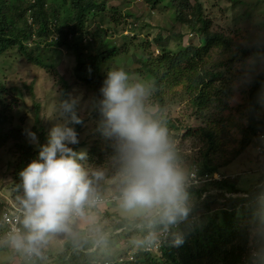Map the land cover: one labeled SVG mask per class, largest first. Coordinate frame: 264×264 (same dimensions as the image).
I'll list each match as a JSON object with an SVG mask.
<instances>
[{
  "label": "trees",
  "instance_id": "16d2710c",
  "mask_svg": "<svg viewBox=\"0 0 264 264\" xmlns=\"http://www.w3.org/2000/svg\"><path fill=\"white\" fill-rule=\"evenodd\" d=\"M140 1L151 11L167 3L175 22L186 26L190 36L195 34L198 45L182 44L184 35L180 33H170L165 39L158 33L152 44L125 41L116 46L111 38H107L106 25L119 23L120 15L116 9L106 10L107 0H0V58L12 51L29 65L54 73L55 66L49 62L46 48L72 51L73 76L79 84L95 91L98 102L107 70L120 68L119 64L125 62L126 72L153 84V103L166 115L176 143L190 142L193 136L202 142L195 157L180 149L183 163L188 166L190 198L195 197L191 200L187 220L178 228L169 229L163 237L161 232H165V227L156 217H137L133 223L116 217L112 231L123 229L120 231L127 232L126 237L138 235L140 242L133 240L125 254L117 258L105 253V261L121 263L119 258L133 252L134 261L123 264H246L248 251L254 246L252 230L258 221L264 222V184L260 181L261 185L252 191H241L235 185L237 174L228 176L219 168L236 160L264 131V67L259 69L264 62V0H226L234 9L235 17L230 25L214 29L212 20L204 18L198 0ZM254 10H260L259 14L253 13ZM130 18H133L132 14L126 13L124 20ZM92 24L93 32L88 29ZM130 29L134 27L130 26ZM122 32L119 35L127 39ZM131 39H134L133 35ZM171 40L180 42L172 48L169 47ZM151 46L158 54L154 59L149 58ZM59 84L60 95L68 98L69 86L62 78ZM9 91L0 83V108L5 115L12 111L14 106L10 105L16 104L8 101ZM170 102H184L192 111L189 118L201 119V125L193 131L180 119L170 118L166 112V104ZM33 107L31 131L36 133L39 143L44 144L47 134L39 119L40 106L34 104ZM95 112L96 140L87 146V159L81 163L86 169H101L104 180L114 176L119 188V164L114 158L111 141L103 134L100 110ZM83 123L82 119L81 124L74 125L78 139ZM17 133L18 130L0 131V140L3 143L8 137L15 140L10 148L15 186L9 192V199L21 207L23 192L19 172L38 156V146L27 145L25 137ZM85 146V142L75 145L76 148ZM214 175H219V179H214ZM110 188L103 185L97 192L101 196ZM110 194L118 196V191ZM118 203V200L107 202L100 205L107 208L101 210L99 206L96 209L106 210L108 216V207ZM6 207L2 202L0 213ZM198 211L201 214L196 217ZM177 231L183 243L174 246L173 233ZM150 233H155V241L160 242L159 248L152 252L145 250V244L155 243L147 239ZM117 235L108 236L105 242H112ZM91 245L87 241L82 247L88 250ZM95 259V253L71 258L72 264L103 262ZM33 260L32 264H40L39 258Z\"/></svg>",
  "mask_w": 264,
  "mask_h": 264
},
{
  "label": "clouds",
  "instance_id": "9594fccd",
  "mask_svg": "<svg viewBox=\"0 0 264 264\" xmlns=\"http://www.w3.org/2000/svg\"><path fill=\"white\" fill-rule=\"evenodd\" d=\"M99 91L103 134L111 141L119 164L120 207L129 213L156 217L165 229L178 228L191 211L189 173L166 115L153 103V84L123 68H112L107 70ZM77 103L71 96L60 98L46 143L40 144L35 132L28 133L38 146V156L19 172L22 230L5 237L13 248L25 252L26 258L30 253L35 259L50 234L70 231L73 219L98 213L97 207H88L100 200L96 185L104 172L86 169L81 161L87 159V153L70 147L79 143L74 127L82 123ZM252 231L254 246L248 251L246 264H264V222L258 221ZM173 237L174 246L183 243L178 231ZM147 239L154 243L155 233ZM103 241L100 236L95 243ZM126 258L122 257L121 263L132 262Z\"/></svg>",
  "mask_w": 264,
  "mask_h": 264
},
{
  "label": "rangeland",
  "instance_id": "374dc122",
  "mask_svg": "<svg viewBox=\"0 0 264 264\" xmlns=\"http://www.w3.org/2000/svg\"><path fill=\"white\" fill-rule=\"evenodd\" d=\"M198 1L201 3L204 18L212 20L213 29L224 28L230 25L235 17L234 9L230 7V3L226 0ZM161 7L160 9L151 11L140 0H107L106 10L116 9L117 14L120 15L119 23L114 24L111 22L106 25L108 40L111 38V42L116 46L122 45L125 41H131L132 44L137 41H148L149 44H152L154 37L158 33L163 36V39L168 37L170 33H180L184 35L181 40L182 44L186 45L190 42L198 45V38L195 34L190 36L186 26L175 22L172 11L168 8V4L164 3ZM258 12L260 10L253 11L256 14H259ZM126 13L132 14L133 18L125 21ZM107 16H110V13ZM130 26H133L134 29H130ZM88 29L93 32L94 25L92 24ZM121 32L130 40L122 38L119 35ZM131 34L134 39H131ZM178 42L180 41L171 40L169 47H176ZM46 49L49 50L46 54L50 58L49 62L55 66L54 73H47L45 70L29 65L19 54L13 53L12 51L7 52L0 58V83L6 85V88L10 90L8 93V101H14L16 103L15 105H10L14 107L8 115H5V111L0 108V131L6 133L10 130H18L17 135L25 137L28 141L27 145H36L30 139L28 133L32 132L33 105L38 104L40 106L38 110L39 119L43 125L44 132L48 136L49 129L56 122L54 116L55 108L60 98H62L60 95L61 86L59 84V79L62 78L69 86L68 97L71 96L77 99V113L84 120L80 130L79 142H85L86 146L76 148L75 145H70V147H73L77 151L83 150L87 153V146L92 145L93 141L96 140L97 124L95 121V111L99 109L98 97L91 87H85L79 84L73 76L75 61L72 51L60 48L61 53H57L60 51L55 50V48L47 47ZM149 53L151 54L149 58L153 59L158 55L152 51V46L149 48ZM136 58H138V54H136ZM123 64L125 62H121L119 67L126 71ZM261 64L262 66L259 69L264 67V62ZM10 87L15 89H11ZM9 104L11 103L9 102ZM166 105V112L170 118L180 119L183 124L192 127L193 131L201 125V119L189 118L192 111L190 112L187 109L184 102L181 104L170 102ZM190 140V142L181 140L177 144L183 152L195 157L198 155V150L202 147V142L196 136H193ZM13 141L15 140L10 137H8L6 143L0 140V206H2V202L4 203L5 199L11 198V193L9 192L12 188L14 190L15 186L11 175L12 166L14 168L13 158L10 156V148ZM184 166L187 170L188 166L186 164ZM219 171L224 172L228 176H235L237 174L235 185L241 191H252V189L264 184V131L252 140L251 144L247 146L236 160L228 166H221ZM215 177L218 178V176ZM260 181H262L261 184H259ZM116 182L114 176L106 180L102 178L97 182V191L103 185H108L111 188L105 192V195L110 196V192L119 190ZM192 198L194 199L195 197ZM103 207H101V210ZM108 210V216L105 213L106 210L98 211L95 214L89 213L88 218L85 219L86 221L77 222L81 218L77 220L73 219L71 222L72 225H70V231L50 234L49 236L60 240L61 243L48 248L42 245L37 254L40 255L42 252V256L45 257L40 261V264H72L73 261L71 258L73 256L91 253L96 254L97 259L95 261L98 260V262L107 259L105 253L113 258L123 256L131 242L135 240L136 243H139L140 238L134 234L126 237L125 234L127 232L120 231L123 229L119 230L120 233L119 231H112L113 224H116V220L119 217L133 223L137 217L151 216L145 213L126 212L120 207L119 203L115 207H108ZM200 214L201 212L198 211L196 217ZM90 217H92L91 220H89ZM112 235H117L116 239H113L112 242H105V239ZM100 236L104 238L103 243H95L96 238ZM123 238H126V241ZM87 241L92 243V245L88 250H84L82 245L87 243ZM7 244V242L0 244V264H18V260L16 259H21V256L24 258L25 252L22 251V253L21 251L17 252L15 249L12 250ZM19 254L23 255L18 257ZM33 259L34 257L27 260L25 257L24 260L26 264H32L35 261ZM90 264H94V261Z\"/></svg>",
  "mask_w": 264,
  "mask_h": 264
},
{
  "label": "built area",
  "instance_id": "2783aa9c",
  "mask_svg": "<svg viewBox=\"0 0 264 264\" xmlns=\"http://www.w3.org/2000/svg\"><path fill=\"white\" fill-rule=\"evenodd\" d=\"M215 176H218L216 178ZM191 177H194V175H191ZM214 179H219V175H214ZM117 200V196H107V195H101L100 200L95 203L94 205L88 207V208H95L99 207L100 205H105L107 202H114ZM4 203L7 205V207L1 211L0 213V244L7 242L5 237L7 234L11 231H14L16 229H21V223L20 221L22 220V215H21V207H18L12 199H5ZM78 218V217H74ZM163 237H166L167 234L169 233V229H165V232H161ZM160 242L155 241L154 244H145V250L146 251H155L159 248ZM32 258V254L27 253V259ZM127 261H133L134 260V255L133 252H130L126 258ZM118 261L122 262L123 259L120 258ZM100 264H109L106 261H103Z\"/></svg>",
  "mask_w": 264,
  "mask_h": 264
},
{
  "label": "crops",
  "instance_id": "0c3cea01",
  "mask_svg": "<svg viewBox=\"0 0 264 264\" xmlns=\"http://www.w3.org/2000/svg\"><path fill=\"white\" fill-rule=\"evenodd\" d=\"M250 172V171H249ZM91 213H97V211H93V212H91ZM88 217L86 216L85 218H81L79 221H77V222H81V221H86L85 219H87ZM92 219V217H90L89 218V220H91ZM70 225H72V224H70ZM66 233V232H65ZM59 243H61V241L60 240H56V239H54L53 237H51V236H49L48 237V239H47V241L43 244V245H45L47 248L48 247H51V246H54V245H56V244H59ZM8 245V247H10V248H12V250H14L15 248H13L9 243L7 244ZM17 252H18V250L17 249H15ZM22 252V251H21ZM23 253V252H22ZM41 254H42V252H41ZM21 255H23V254H21ZM20 254L18 255V257L19 256H21ZM35 256H36V258L37 257H39V256H41V255H39V254H35ZM14 257H16V256H14ZM45 256H42L41 258H40V260H42L43 258H44ZM16 260H18V264H26V262H25V260L23 259V256H21V259H16ZM24 260V261H23Z\"/></svg>",
  "mask_w": 264,
  "mask_h": 264
}]
</instances>
